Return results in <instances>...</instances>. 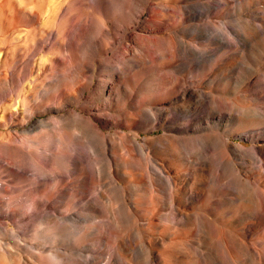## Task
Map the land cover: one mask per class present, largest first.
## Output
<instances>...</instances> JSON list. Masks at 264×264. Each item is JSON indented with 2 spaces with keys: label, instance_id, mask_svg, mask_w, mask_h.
<instances>
[{
  "label": "rangeland",
  "instance_id": "rangeland-1",
  "mask_svg": "<svg viewBox=\"0 0 264 264\" xmlns=\"http://www.w3.org/2000/svg\"><path fill=\"white\" fill-rule=\"evenodd\" d=\"M215 1L0 0V80L5 79L9 84L6 87H0V120L3 121H0V145L8 143L9 138L12 137L16 143L19 141V144L21 142L30 143V150L27 147L24 149V153L41 154L50 145L48 141L42 140V136L52 138L60 132L56 131L58 128L65 129V132L71 134L72 139L67 142V148L59 153H70L77 157L83 153L86 165L91 166V163L96 161L101 167V175L105 177V182L100 181L99 185L97 180H93L88 185L87 201L93 205L94 201L92 202L91 199L98 198L94 192L95 187L98 186L105 196L115 202V192L112 191L113 188L109 180L111 175H116L114 180H116L117 185L129 186L124 175L125 164L120 159V156H126L127 153L126 146L122 145L125 138L118 140L119 135L116 132L127 135L137 134L140 146L135 152L141 153L142 157L145 153H150L155 157L157 163H162L167 169H170V177L173 178V183L167 189V195L169 200L174 202V208H179L188 215H199L205 226L213 229L211 232L209 228L210 240L213 236L211 234H214L213 241L208 238L205 239V234L199 231L191 237L192 240H199L203 252L208 255L210 252L214 255L217 254L215 256L218 258L221 254L225 257L227 248L222 249L223 244L227 245L226 247L230 244L222 233H218L222 229L227 230L240 242L253 244L258 248L257 244L261 233L264 232V204L260 201L256 188L250 187L248 184L244 186L239 180L253 182L256 184L255 186L259 187V179H262L258 175L256 164L252 162L250 157L251 153H256L264 162V125H262L264 119L260 116L247 114L240 119V115L233 114L232 118L228 120L227 118L219 117L218 119L212 116L208 123L201 122V118L191 119L184 123V120L177 121L176 117H169L164 128L155 130H151L149 126H139L129 130L124 126L127 121L120 120V127L106 128L102 131L106 136L105 144L100 138L81 133L83 125L77 118L63 117L68 110H75L76 113L84 116L93 114L95 111L90 108L94 106V102H90V96L96 90L97 80H106L107 76L113 75L112 71L121 68L122 63L130 69L131 73L144 80L157 74L171 72L174 77L185 82L186 92L196 91L206 97L212 96L228 102L231 101L243 111L253 106L254 92L264 90V31L260 27L264 22V0H221L225 3L229 2L230 5L226 4L225 6L221 3L214 8ZM208 5L211 8H207ZM168 6L172 8L171 11L175 12L186 9L197 12L209 10V12L205 11L206 13L202 16L197 15L194 21H188L185 24L188 30L186 29L181 37L189 46H196L200 49L199 54L188 52L185 47L179 49L176 56L171 60L160 58L148 41L149 36L142 34L141 28L144 22H147L149 26L153 24L150 20L154 15V10L160 13ZM98 8L102 9L101 14L103 12V15L100 14ZM130 10L142 11V15L135 23L124 24L120 22L122 17L126 18ZM150 10H153L152 14L149 12ZM115 11L118 20L112 18V13ZM99 15L102 16L104 27V32H100V34L96 29L91 30L89 24L80 22L83 17L90 20L91 17ZM210 24H214L219 31L228 33V38L231 39L233 45H226L224 40L221 41L217 38L213 40L206 38L207 36H198L193 31L195 25ZM165 33L169 32L157 31L154 36L160 37ZM238 53L242 54V59L239 58ZM70 56L76 60V62L74 61L75 66L73 68L69 66L70 70H65L68 66L65 63L68 62ZM233 56L238 58L233 59ZM84 60L93 62V80L90 88L84 91L76 103L67 95H63L67 101L64 108L57 109L58 103L55 106L47 104L46 109H35L33 114L28 113L24 123L10 124L8 118L14 100L20 102L24 100L23 102H29L30 105L34 102L42 103L44 101L41 100L42 93L49 94L55 90L49 75L58 76L63 71L69 79H74V75L77 76V72L84 67L83 65L78 67L77 64H82ZM99 63L109 65L103 68L99 67ZM110 67H117V69L111 70ZM99 72L100 76H98ZM254 72L259 81L257 85L252 84ZM15 74L18 77L12 82ZM167 86L161 83H151L144 87L145 91L142 94L154 95ZM141 87L143 86L134 89L139 92ZM121 94V105L127 106L128 94L125 91H122ZM177 102L173 103L174 106L186 107L187 111L198 112L203 115L215 111V107L207 104L206 100H204L206 103L204 107H199L197 100L190 101L188 98ZM109 103L111 105L110 110L116 108V100H110ZM257 104L264 108V100H260ZM105 112L109 113V111ZM113 115H119V113L114 111ZM59 116L63 118L58 121V124L36 125L38 122ZM224 117L227 115L224 114ZM19 122L22 121L19 120ZM175 123L181 124V127L176 128ZM186 124L193 127L194 130L191 129L188 133L182 132L180 129ZM168 126L171 127L169 130L165 128ZM250 129L255 130L254 134L251 132L252 136L246 134ZM216 135L220 137L218 138ZM160 137H163L164 145H168V148L180 147L186 157L192 155L205 156L210 158L211 162L207 166L183 163V165L181 164L184 167L183 170L174 172L172 168L175 166L173 165L174 159L170 155L171 150L162 152L163 146L159 143L151 146L149 151L143 150L144 146L147 147L146 140ZM169 137L176 139L194 137L195 140L184 143L173 142ZM36 142L41 143V148H38ZM116 144L119 145V148L116 147ZM53 146L60 147V144L58 141H53ZM45 153L48 151L45 150ZM86 153H91L93 160L88 158ZM161 153H168L167 159H163ZM28 159L24 164V173L27 176L23 174L14 176L16 173L14 167L10 166L9 169L5 167L6 164L1 165L0 200L3 202L9 203L11 197L18 195L14 190L16 186H25V190L33 189L34 182L30 174L33 168L28 163ZM220 159L226 162H221ZM35 162L42 164L46 170L51 168V164L41 158ZM64 162L61 160V162L55 163V167L61 173L74 169L72 163L64 169ZM85 174L92 177V171L89 169H85ZM77 178L78 175H72L71 180L75 184L73 187L80 189L81 184H78ZM148 178H150L148 174H137L135 177L136 184L141 187L143 192L150 190ZM11 180L17 182L10 183ZM226 182L237 186L241 193L246 191L249 194L248 200L243 204L244 206L233 205L230 213H225L226 210H219L218 207V202L222 199L224 192L221 185ZM40 186L42 188L38 191L44 192L56 186L61 188L62 183L59 180L49 181ZM153 188L155 192L162 195L164 187L160 182H155ZM182 191L187 193L188 198L185 202L178 201V205L177 194L182 193ZM136 194L137 192L135 194L127 192L125 195L126 206L131 208L130 220L123 229L120 228L118 240H121L127 234L128 229L134 226L139 229L144 237L148 235L143 233L144 224L147 223H145L143 211L146 208H151L150 202L146 199L139 201L136 199ZM152 203L153 209H155L154 215L156 217L168 215L167 221L164 219L165 221L162 220L161 222L164 225H170L176 213L172 208H169V204H162L155 199ZM13 205L14 203L10 207ZM8 213V211L0 212L1 246L8 248L14 241L21 247L26 246L25 256H40L39 253H42L41 246L46 244V241L34 236L35 229L40 225L35 223L38 226H19L17 228L15 224H12L15 218L12 213ZM99 214L101 218L97 222L103 221L104 227L105 224L112 222L114 217L111 209L107 206L100 209ZM242 218L245 220L243 221ZM14 223L19 222L14 221ZM102 228L103 225H99L98 229L102 230ZM113 230L116 233L115 225L110 226L107 230L103 229L107 238V244L104 248L106 253H111L112 247L117 241L115 235L113 236ZM214 238L218 239L214 240ZM216 241L222 244L217 243V245L215 244ZM70 244L63 245L69 246ZM208 244L210 246L213 244V246L210 248ZM18 249L23 251L22 248ZM238 258L240 262L241 256L239 255ZM150 261L149 264H155L156 257H151ZM106 263V259L101 262V264ZM109 264L117 263L110 262Z\"/></svg>",
  "mask_w": 264,
  "mask_h": 264
},
{
  "label": "bare ground",
  "instance_id": "bare-ground-1",
  "mask_svg": "<svg viewBox=\"0 0 264 264\" xmlns=\"http://www.w3.org/2000/svg\"><path fill=\"white\" fill-rule=\"evenodd\" d=\"M221 3L225 4V6L226 4L230 5L229 2L225 3L224 1L216 0L213 7L216 8ZM207 8H211V6L208 5ZM98 9L101 14L102 9ZM171 9L172 8L169 6L165 7L160 13L154 10V15L150 20L153 24L149 26L147 22H144L141 28L142 34H144V36H149L148 41L157 51L160 58L171 60V58L176 56L179 49L185 47L188 52L199 54L200 49L196 46H189L181 37L187 29L185 24L188 21H194L197 15L202 16V14L206 13L205 11L209 12V10L197 12L188 11L186 9L175 12L171 11ZM149 12L152 14L153 10ZM101 15H103V12ZM141 15L142 11L130 10L126 18L122 17L120 22L124 24L135 23ZM101 17L100 15L94 16L91 17L90 20L87 17H83L80 22H82V24H89L91 30L96 29L98 34H100V32H104ZM112 18L118 20L116 11L112 13ZM260 27L262 31H264V22ZM193 28L194 33H197L198 36H207L206 38L213 40L217 38L221 41L224 40L226 45H233L231 39L228 38V33L219 31L214 24L203 26L195 25ZM161 30L169 33H165L160 37L154 36L157 31ZM237 55L240 59L243 58L242 54L238 53ZM236 58L238 57L233 56V59ZM74 61L76 62V60L70 56L68 62L65 63L68 64L65 70H70L69 66L73 68L75 66ZM81 65L84 67L77 72V76L74 75V79H69L63 71H61L58 76L49 75L55 90H52L49 94L42 93L41 100H44L42 103L34 102L30 105L29 102H23L24 100L22 98H20L23 100L21 102L12 100L13 108L11 111L8 110L10 111L8 118L10 124L24 123L28 113L33 114L36 111L35 109H46L48 107L47 104L55 106L58 103L59 107L57 109L64 108L67 101H65L63 95H67L76 103L84 91L90 88L93 80V62L91 60H84L82 64H77L78 67ZM108 65L109 64L99 63V67L103 68H106ZM113 68L117 69V67ZM113 68L110 67L111 70H113ZM112 73L113 75L107 76L106 80H97L96 90L90 96V102H94V106L90 108L94 109L95 112L93 114L84 116L80 113H76L75 110H68L65 116H63L75 117L80 120L83 125V131L81 133L100 138L104 144L106 136L102 131L106 128L120 127V122L123 120L127 121L124 126L129 130L139 126H149L151 130H155L164 128L169 117H176L177 121L184 120V123L188 120L197 118H201L200 120L203 123H208L209 118L212 116L218 119L219 117H223L228 120L232 118L233 114L240 115V119H242L243 115L247 114H250V116L258 115L264 119V108L257 104L260 100H264V90L255 91L252 101L254 103L253 106L243 111L234 102H228L212 96L206 97L204 94H200L196 91L186 92L185 82L174 77L171 72L157 74L144 80L138 75L131 73L130 69L122 63L121 68H118L114 72L112 71ZM98 76H100V72ZM253 76L252 84L257 85L259 81L255 72ZM17 77L18 75L15 74L12 78V82H14ZM151 83H161L162 85L168 86L154 95L142 94L145 91L144 87ZM7 85L9 84H7L5 79L0 80V87L3 88ZM140 86L143 87L139 89V92H136L134 88ZM122 91L128 94L127 98L129 101L127 102V106L121 105ZM185 98H188L190 101L197 100L199 107H204L206 103L210 106H214V114L207 112L203 115L198 112L187 111L186 107L174 106L175 102L181 99L183 101ZM110 100H116V108L114 107L112 110H110ZM204 100H206V103ZM105 111H109V113ZM114 111H117L119 115H113ZM223 113L227 115V117H224ZM63 117H51L45 121L36 123V125L58 124V121ZM102 118L104 120H101ZM19 120L22 122H19ZM262 125H264V123H262ZM174 126L179 129L181 124L175 123ZM165 128L169 130L171 127L168 126ZM191 129L194 130L193 127L186 124V126L182 127L180 130L188 133ZM56 131L60 132L57 136L50 137L51 139L42 136V140L48 141L50 145L44 149V153L41 154L24 153L25 148L28 147L30 150V143L21 142V144H19L20 141L18 140L19 143H16L12 137L9 138L8 143L0 145V167H2V164H6V168L11 166L16 169L14 176L20 174L27 176V174L24 173V164L29 158L28 163L33 168L30 174L34 182L32 190H25V186H16L14 190L18 195L11 197L9 203L0 200V212L3 211V213H5L8 211V214L12 213V216L15 218L12 224H15L17 228L19 226L32 227L37 225L35 223H38L40 227L35 229L34 236H38L43 241H46V244L41 246L42 253H39L40 256H25L24 251L26 250V246L21 247L14 241L8 248H3L0 244V264H101L105 259L107 260L106 264L110 262H116L117 264H149L151 262V257H156L155 264H191L192 261H194L193 264H264V232L261 233L257 248L253 244L240 242L235 236L227 232V230L222 229L218 233H222L223 237H226L230 244L228 247L224 244L223 248L221 246L222 249L227 248L225 257L221 254L220 256L222 257L219 256L218 258L215 256L217 254L214 255L210 252L208 255L202 251L199 240H192L191 237L199 231L205 234V239L208 238L210 240L209 228L211 232L213 229L211 227H206L203 219L199 215H188L179 208H174V202L170 201L167 195V189L173 183V178L170 177L171 171L162 163H157L155 157L150 153H145L144 157H142L141 153H137L138 151L135 152L140 146L137 134L127 135L116 132L119 135L118 140L125 138L122 145L126 146L127 153L126 156H120V159L125 164L126 172L124 171V175L126 176L125 180L129 183V186L123 187L117 185L116 180H114V178L116 179V175H111L109 180L113 188L112 191L115 192V202H112L111 198L105 196L98 186L94 189L98 198L95 200L92 198L91 201H94V203L90 205L87 201L88 185L91 184L93 180H97L98 185L100 181L105 182L104 175H101V167L96 161L94 163L92 162L91 166H87L83 153L80 157L70 153H59L67 148V142L72 139V136L65 132V129L58 128ZM251 132L254 134L255 130L250 129L246 134L252 136ZM216 137L219 138L220 136L216 135ZM169 138H171L173 142L178 141L183 143L185 141L195 140L194 137L184 139ZM53 141H58L60 147L53 146ZM158 143L163 146L161 149L162 152L171 150L172 153L170 155L174 159L173 165L175 166L172 168L174 172L182 171L184 167H182L181 164L183 165V163L188 162L189 164L207 166V164L211 162V159L205 156L198 157L192 155L186 157L184 151L178 146H175L173 149L168 148V145H164L163 137L146 140L147 147L144 146L143 150L149 151L151 146ZM225 144L228 146L227 143ZM36 145L38 148H41L40 142H36ZM116 147L119 148V145L116 144ZM45 150L48 151V153H45ZM86 155L93 160L91 153H86ZM161 156L163 159H167L168 153H161ZM250 157L252 162L256 164L258 175L262 178L259 179V187L255 186L256 184L250 181L243 182L239 180V182L244 186L248 184L250 187L256 188L257 195L264 204V162L256 153H251ZM40 158L51 164L49 170H46L42 164L35 162V160ZM61 160L65 161L64 169H66L70 163H72L74 169L61 173L55 167V163L61 162ZM220 161L226 162L221 159ZM85 169L92 171V177H88L85 174ZM137 174L149 175L148 188H150V190H145L143 192L141 187L136 184L135 177ZM72 175H78L77 182L81 184L80 189L73 187L75 184L72 183ZM57 180L62 183L61 188L56 186L48 191H38V189L42 188V186H40L41 184L49 181L55 182ZM15 182L17 181H10V183ZM155 182H160L164 187L162 195L155 192L153 188ZM221 188L224 192L222 194V199L218 202V207L219 210H226L225 213H230L233 205L237 204L243 207L244 202L249 198V194L246 191L241 193L237 186L228 182L223 183ZM127 192H132L133 194L137 192L136 199L139 201L146 199L150 202L151 208H146L143 211L144 220H146L145 223L147 222L144 224L143 233L148 234L147 237L141 235L139 229L134 226L128 229L127 234L121 240H118L120 237L118 234L120 228L123 229L125 224L130 220L131 208H128L125 203V195ZM177 195L178 205V201H187L186 199L188 197L186 192L182 191V193ZM154 199L162 204H169V208H172L176 213L171 220L172 224L170 222V225H164V223L161 222L162 220L164 222L166 218H168V215H161L159 217L154 215L155 209H153L154 205L152 203ZM13 203L14 205L10 207ZM105 206L111 209L114 217L112 222L105 224L104 227L103 221L97 222V220L101 218L99 214L100 209L105 208ZM20 210L22 211L19 212ZM242 220L244 221L245 218H242ZM14 221L19 223L16 224ZM101 224L103 225L102 230L98 229ZM113 225L116 226V233L113 230V236L115 235V240L117 241L115 246L112 247L111 253H106L104 248L107 244V238L103 233V229L105 228V230H107V228ZM211 235L214 236L213 233ZM215 239L218 238H214V240ZM217 241L213 243H219ZM67 243L71 244L69 246L63 245ZM219 244L222 243L220 242ZM225 244L228 243L225 242ZM149 245L150 248H148ZM205 246L207 247V245ZM211 246H213V244ZM18 248H22L23 251H20L21 249ZM239 255L242 259L240 262L238 258Z\"/></svg>",
  "mask_w": 264,
  "mask_h": 264
}]
</instances>
